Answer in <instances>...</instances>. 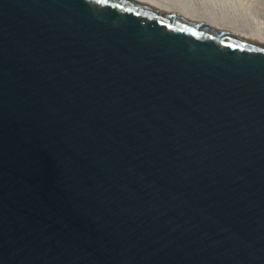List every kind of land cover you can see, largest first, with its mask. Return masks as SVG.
Here are the masks:
<instances>
[{"label": "water", "instance_id": "1", "mask_svg": "<svg viewBox=\"0 0 264 264\" xmlns=\"http://www.w3.org/2000/svg\"><path fill=\"white\" fill-rule=\"evenodd\" d=\"M0 264H264V31L0 0Z\"/></svg>", "mask_w": 264, "mask_h": 264}, {"label": "bare ground", "instance_id": "2", "mask_svg": "<svg viewBox=\"0 0 264 264\" xmlns=\"http://www.w3.org/2000/svg\"><path fill=\"white\" fill-rule=\"evenodd\" d=\"M250 28L264 31L261 0H174Z\"/></svg>", "mask_w": 264, "mask_h": 264}, {"label": "rangeland", "instance_id": "3", "mask_svg": "<svg viewBox=\"0 0 264 264\" xmlns=\"http://www.w3.org/2000/svg\"><path fill=\"white\" fill-rule=\"evenodd\" d=\"M262 2H263V4H264V0H261Z\"/></svg>", "mask_w": 264, "mask_h": 264}]
</instances>
